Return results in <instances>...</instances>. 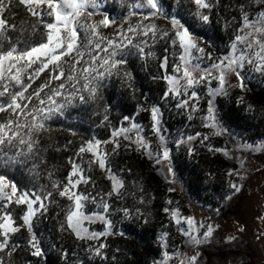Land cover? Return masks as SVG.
I'll return each mask as SVG.
<instances>
[{
    "label": "trees",
    "instance_id": "1",
    "mask_svg": "<svg viewBox=\"0 0 264 264\" xmlns=\"http://www.w3.org/2000/svg\"><path fill=\"white\" fill-rule=\"evenodd\" d=\"M162 3L166 11L168 5H171L169 15L176 14L182 23H186L199 45L205 48V53L211 54V60H206L205 66L228 55L234 38L242 34L238 33L242 24L241 5L250 13V18L264 10V4L250 3V0H211V10H201L209 15V22L203 23L196 16L197 6L193 0H162ZM106 6L110 19L115 17L117 24H123L125 28L128 24L142 22L145 25L154 24L158 29L167 31L170 36L174 35L170 18L149 17L142 20L141 16L134 15L125 22L127 12L131 10L129 3L106 0ZM29 7L35 5L11 0L10 6L0 13L9 25H16L15 29H10L7 33L12 39L11 42L4 41L5 48L17 40L20 41V47H25L46 39V29L43 24L38 23L39 18L29 12ZM40 7L46 8V5ZM98 15L101 17L91 18L92 21L103 18ZM33 25H36L35 31L32 29ZM115 27L111 25L101 28V31L114 37ZM149 50L152 52L151 56H142L136 49H130L126 55L127 63L118 65L114 74L104 81L103 87L87 103L82 104L77 99L63 114L57 113L47 121L45 128L35 133L34 138L38 144L34 149V157L29 158L27 163L0 167V174L14 180L18 188H44L45 192L52 193L45 201L47 211L38 213L33 219L32 233L27 226H21L23 221L20 217L26 210V205H9L8 210L12 212L15 221L13 226L21 227L18 232L11 234L8 248L0 251L4 264H155L165 251L171 255L189 252L196 247L181 231L187 226L172 219V209H179L188 217L193 209L210 207L217 211L222 220L237 214L241 195L234 192L230 185L236 184L234 173L239 167L236 159L228 156L225 150L236 148L240 142L264 143V75L251 72V66L245 67L244 87L239 86L238 91L232 94L217 96L209 94L206 82L201 83L195 89L199 99L189 101L190 105L196 106V110L192 111L191 107L177 106L181 99H188L187 96L164 95L168 90V83L163 78L166 72L161 68V63L167 56V73L170 74L173 64L178 62L180 49L171 47L168 39H157L155 44L145 49L146 52ZM49 78L48 71L41 73L32 82L28 93L48 82ZM62 82H65V77L52 80L49 87L41 92V97ZM218 86V81L211 82V88ZM65 87L69 88V85L65 83ZM83 94L86 97L89 95L86 91ZM210 100L219 127L223 129L220 135H216L217 127L205 120ZM38 103L33 96L29 107ZM153 106H158L163 114L160 134L152 132L150 110ZM105 115L108 117L107 121H104ZM125 116L131 117V121H124ZM8 118V112L0 113V120ZM131 122L142 125V135L152 149L159 150L160 135H163L170 149L171 168L183 187L180 192L170 190V183L161 163L157 164L155 158L144 148L125 140L123 135L112 137L113 129L128 127ZM206 124L209 126L206 127ZM130 135L134 136L135 130ZM188 136L193 139L187 141ZM204 136L208 139L204 140ZM94 138L101 141L119 140L120 147L115 152L112 143L100 146L110 153L107 164L111 173L100 169L98 161L90 163L94 159L92 153H79V148ZM180 139H184L185 143L177 146L176 141ZM189 149H192L191 154ZM14 152L15 150L9 154ZM74 163L84 169L86 179L90 177L87 183L81 182L74 191L88 194L97 201L104 199L111 205L114 211L109 218L114 224V235L107 232L98 239H82L68 227L66 215L73 202L67 196L61 197L59 191L67 184ZM230 171L232 175H229ZM113 174L122 179L123 187L118 193L107 196L113 189L110 178ZM57 183L58 187H53ZM122 208L130 209L128 218L119 211ZM165 208L170 211L165 212ZM85 211L90 214L102 209L90 200L86 203ZM84 226L89 232H105V225L99 220L90 224L85 221ZM121 231L124 232L123 235L120 234ZM33 233L42 247L41 256L32 255L29 240ZM165 241L166 248L163 246ZM100 244L105 247L100 250V255H96L95 249ZM13 245L18 247L11 250L9 255ZM197 249L198 260L209 261L214 256L211 244L197 246Z\"/></svg>",
    "mask_w": 264,
    "mask_h": 264
},
{
    "label": "snow or ice",
    "instance_id": "2",
    "mask_svg": "<svg viewBox=\"0 0 264 264\" xmlns=\"http://www.w3.org/2000/svg\"><path fill=\"white\" fill-rule=\"evenodd\" d=\"M120 2L130 5L131 10L127 12L125 22L128 17L134 15L141 16L142 20H147L149 17L170 18L175 30L174 35L170 36L167 31L158 29L154 24L145 25L138 22L135 25L128 24L127 28L123 24H117L115 17L110 19L106 0H19L20 4L35 5V7H29L28 10L33 16L39 18L38 23L43 24L46 29L44 33L46 39L25 47H20V41L17 40L5 48L4 41L11 42L12 39L7 33L10 29H15L16 25H9L7 19L0 15V113L8 112L10 117L0 121V167H14L17 164L27 163L29 158L34 157V149L38 144L34 138L35 133L45 128L47 121L57 113L63 114L75 104L77 99L82 104L87 103L88 99L92 98L100 87H103L104 81L114 74L117 66L127 63L126 55L129 54L130 49H136L142 56H151L152 52L150 50L146 52L145 49L155 44L157 39H168L171 47L180 49L177 56L178 62L173 64L170 74L167 73L168 57L165 56L161 63V68L166 72L163 78L169 85L164 95L166 97L169 94L174 97H188V99H181L178 107H191L192 111H195L196 106L190 105L189 101L199 99V94L195 89L204 82L209 85V94L212 96L226 94L224 85L228 83L230 75H235L240 81V86L244 87L243 81L246 77L243 71L246 65L251 66V72L264 75V10L250 18V13L245 11L244 6L241 5L242 24L238 33L242 34L236 35L228 55L205 66V61L211 60V54L205 53V48L199 45L195 34L190 31L186 23H182L176 14L169 15L171 5H168L166 11L162 0H120ZM193 3L197 6V18L203 23H208L209 15L201 10L210 11L213 7L211 0H193ZM250 3L264 4V0H250ZM10 4L11 0L7 3L6 0H0V13H3ZM41 5H46V8H41ZM97 14L102 15L103 18L99 21H92L91 18ZM46 17L50 19H45ZM111 25L116 26L114 37H109L101 31V28H108ZM32 29L35 31L36 25H33ZM78 65L80 67H77ZM66 70L67 75L65 76ZM46 71L50 73L49 81L28 93L32 82ZM195 73L200 75L197 77ZM61 77H65V82L51 88L49 93L41 97V92L49 87L51 81L59 80ZM81 80H83L82 84ZM213 80L218 81L219 85L214 89L210 87ZM65 83L69 85V88L65 87ZM85 91L88 92V97L83 94ZM33 96L39 103L29 107ZM150 112L153 121L152 132L160 134L163 114L158 106L151 107ZM207 112L205 120L216 126V135H220L223 129L219 127V122L216 120L211 100ZM123 119L131 121L132 118L125 116ZM107 120L108 117L105 115L104 121ZM207 126L209 125L206 124ZM133 130H135L134 136L130 135ZM143 132L142 125L131 122L128 127L113 129L112 137L117 138L123 135L125 140L144 148L150 156L155 158L157 164L170 161V149L163 135H160L159 150H155L147 143L142 135ZM192 139V136L187 137V141ZM203 139L207 140L208 137L204 136ZM108 143L114 145L113 152L120 147L118 139L101 141L94 138L82 145L79 153H92L94 159L90 163L98 161L100 169H106L111 173V168L107 164L110 153L100 147ZM183 143H185L184 139L176 141L177 146ZM13 150H15L14 154L10 155L9 153ZM189 152L191 154L192 149H189ZM168 171L172 172L171 167ZM83 172L84 169L74 163L73 170L67 178V184L64 185L63 190L59 191L61 197L67 196L68 200L73 202L66 215L67 225L82 239H98L107 232L114 235L115 232L112 231L114 224L109 218L111 212L114 211L111 205L104 199L97 201L88 194L74 191L81 182L87 183L90 179V177L86 179ZM229 175H232L231 171ZM110 178L113 181V189L112 192L106 194L107 196L118 193V190L123 187L122 179L114 174ZM53 187H58V183L53 184ZM230 187L234 189V192L240 191V186L235 183H232ZM51 195L52 193L45 192L44 188L20 189L14 180L0 174V201H3L0 203V210H2L0 251L8 248L11 234L18 232L21 226H27L28 231L32 233L33 219L38 213L47 211L45 201ZM90 200L93 204H98L102 211L86 213V203ZM13 203L26 205V210L20 217L23 221L21 226H13L15 224L13 214L8 210L9 205ZM36 205L38 207H35ZM119 211L125 218L130 216L128 208H122ZM164 211L169 212L170 210L165 208ZM137 212H139L138 209ZM171 215L179 217L178 210L171 211ZM181 219L187 225L181 231L189 241L196 245L209 241L213 233L211 225H208L207 230L201 235L194 218H178L176 222L179 224ZM97 220L104 223L105 232H89V229L84 226L85 221L90 224ZM200 227L204 226L201 224ZM120 234L123 235L124 232L121 231ZM229 239H234V237ZM29 246L33 249V256L43 255L40 242L34 233L30 237ZM163 246L167 247L166 241ZM15 247L18 245L12 246L8 252L9 255ZM104 247V244H100L95 249V254L100 255V250ZM177 254L170 255L165 251L164 260L160 264H166L172 255ZM198 255L182 258L180 264H198ZM0 264H4L2 258H0Z\"/></svg>",
    "mask_w": 264,
    "mask_h": 264
},
{
    "label": "rangeland",
    "instance_id": "3",
    "mask_svg": "<svg viewBox=\"0 0 264 264\" xmlns=\"http://www.w3.org/2000/svg\"><path fill=\"white\" fill-rule=\"evenodd\" d=\"M100 17L97 14L92 18ZM194 75L198 77L200 74ZM239 86L240 81L237 77L230 75L228 83L224 85L226 94L238 91ZM225 153L234 157L239 167L234 173L241 195L237 214L222 220L218 217L217 211L210 207L193 209L188 217L194 218L199 233L202 235L208 225H211L212 236L205 243L195 244V249L189 252H178L177 255H172L166 264H180L182 258L186 259L199 254L197 246L205 244L212 245L214 256L209 261L198 260V264H264V143L240 142L236 148L225 150ZM161 167L169 180L170 190L180 192L183 189L181 183L173 170L171 173L168 171L171 167L170 161L162 162ZM173 210H178L179 217L171 215ZM171 211L170 215L175 222L178 218L186 217L179 209L174 208ZM180 223L185 224L182 219ZM201 224L204 227H200ZM230 237L234 239H229ZM163 260L164 255L155 264H160Z\"/></svg>",
    "mask_w": 264,
    "mask_h": 264
}]
</instances>
